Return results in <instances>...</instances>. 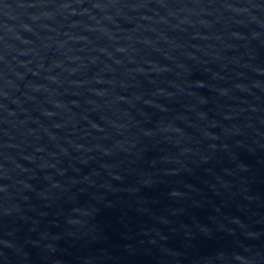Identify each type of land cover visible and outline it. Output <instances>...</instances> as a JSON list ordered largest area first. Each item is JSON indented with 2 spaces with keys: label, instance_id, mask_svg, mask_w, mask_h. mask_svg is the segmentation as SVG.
Here are the masks:
<instances>
[{
  "label": "water",
  "instance_id": "95a60500",
  "mask_svg": "<svg viewBox=\"0 0 264 264\" xmlns=\"http://www.w3.org/2000/svg\"><path fill=\"white\" fill-rule=\"evenodd\" d=\"M0 264H264V0H0Z\"/></svg>",
  "mask_w": 264,
  "mask_h": 264
}]
</instances>
